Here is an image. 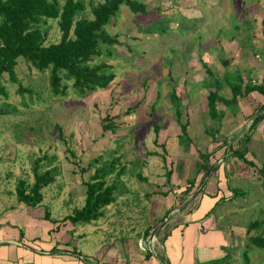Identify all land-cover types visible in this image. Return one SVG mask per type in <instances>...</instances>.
I'll list each match as a JSON object with an SVG mask.
<instances>
[{
	"label": "rangeland",
	"instance_id": "1",
	"mask_svg": "<svg viewBox=\"0 0 264 264\" xmlns=\"http://www.w3.org/2000/svg\"><path fill=\"white\" fill-rule=\"evenodd\" d=\"M81 1L86 6L82 16L94 19L93 6L105 0ZM137 1L146 6L147 12L136 13L123 5L117 20L107 28L118 43L104 46L111 54H103L92 62L97 65L104 61L112 66L116 78L109 89L84 97L75 92L73 81H64L69 85L66 95L56 96L50 86V71L41 72L24 58L18 60L16 67L24 93L8 74L3 80L6 95L0 98V110L8 109L10 113L0 115V219L6 218L5 212L11 208L27 207L19 202L17 184L19 180L34 184L36 165L40 173L56 169L54 182L42 190L43 203L35 208L44 222L46 208L53 220L73 216L83 208L86 183L95 171L114 159L120 160L117 171L106 178L107 185L118 186L115 202L105 208V215L92 224L93 228L82 224L76 226L79 229L76 233H70L72 246L91 258L103 252L101 243L106 248L122 245L126 256L145 254L150 246L151 253H161L158 242L151 245L145 234L152 229L151 236L168 215V222L174 218L177 212L168 213L171 207H179L186 200L191 206L198 202L199 182L210 172L207 170L203 176L204 171H199L204 162L199 152L209 155V167L219 166L223 155L238 148L243 137L250 134L248 128L264 105L257 98H249L250 95L239 98L232 106L220 103L210 126L207 96L214 79H222L227 70H232V76H227L231 81H236L239 75L247 82L258 71L253 83L264 82V49L255 43V31L264 29V0ZM41 29L47 32L46 45L60 42L62 33L57 20H49ZM231 40L234 43L223 48ZM247 54L257 58L255 64L251 62L253 70L239 67L248 66L242 60ZM224 85L222 94L231 98L229 86ZM174 90L177 94L173 99ZM177 98H180L178 108ZM250 105L253 114L248 110ZM241 109L246 113L245 120L240 119ZM107 115L115 118L116 123L109 131L103 130ZM228 117L233 118L234 127L230 126V130L222 128ZM179 122H190L187 137L182 136ZM154 123L159 125L158 134ZM207 126L219 131L216 139L207 133ZM235 126L243 127L237 131L247 130L235 135ZM253 133L247 147L248 158L255 166L226 157L231 167L226 168L227 173L238 168L231 185L240 188L243 194L234 200L237 206L232 208L239 211L234 220L239 253L246 249L249 224L264 218L261 215L264 176L259 172L264 164V119ZM223 147H227L225 154L219 152ZM122 167L125 170L118 177ZM170 170L173 174L168 180L166 172ZM196 176V187L185 195V188ZM193 192L197 196L191 197ZM165 229L162 227L156 238ZM261 232L259 229L253 233ZM79 234L87 236L79 238ZM70 235L63 234L60 239L67 240ZM249 257L250 264H264V250L253 247ZM234 261L240 264L241 254ZM222 264L232 262L227 258Z\"/></svg>",
	"mask_w": 264,
	"mask_h": 264
},
{
	"label": "trees",
	"instance_id": "2",
	"mask_svg": "<svg viewBox=\"0 0 264 264\" xmlns=\"http://www.w3.org/2000/svg\"><path fill=\"white\" fill-rule=\"evenodd\" d=\"M123 5L129 6L136 13L145 14L147 12L146 6L137 0H105L103 3L93 6L94 19H89L82 16L86 6L81 0H0V98L6 95L3 83L5 74H8L11 82L19 83V91L24 93L25 89L20 84L16 73L20 58H24L32 67L41 72L50 71V86L56 96L66 95L69 85L64 81H73L72 86L75 92L84 97L91 92L109 89L116 78L112 66L104 61L97 65H93L92 62L103 54H111V51L108 48L105 49L104 46H112L118 43L116 37L109 35L107 28L114 20H117ZM49 20L58 21L62 35L59 43L46 45L47 32H43L41 26L47 24ZM146 32L149 31L146 30ZM232 73V70H227L226 76L222 79H214V83L210 87L207 96V110L211 116V118L209 117L210 126H212V120H215L213 115L217 114L218 104L232 106L238 103L239 98L253 92L264 95L263 83L254 84L252 79L245 82L244 78L239 75H236V81H231L228 77H231ZM221 80H223V84H221ZM224 84L229 86L232 94L231 98H227L222 94V85ZM215 86L217 88L213 90ZM176 94L174 90L172 93L173 99L176 98ZM179 104L180 98H177V106L175 107L178 108ZM263 110L264 105L257 113ZM9 113L8 109L0 110V115H8ZM206 114L208 115V112ZM177 115L180 119L179 109ZM263 119L264 114L251 124L248 129L250 134L244 136L242 141L240 140L239 147L233 148L231 153L223 156L236 157L243 160L247 165L255 166L256 164L253 161L246 158L249 153L247 144L251 141L253 132ZM115 124V118L107 115L103 120V130L109 131L114 128ZM180 125L182 136L187 137L190 122L180 123ZM154 130L158 134L160 129L157 123H154ZM208 132L214 136V139L219 133L215 128L209 130L207 126ZM243 143L245 144L242 145ZM199 153V157L204 161L199 169V171H204L203 176L209 169L213 171L218 169V166L209 167L207 162L210 159L207 153ZM118 162H120L119 158L114 159L95 171L91 180L86 183L85 206L76 210L73 216H67L64 221H70L73 225L90 224L93 221L100 220L105 215V208L116 200L114 193L118 188L116 183L107 185L106 178L117 171ZM34 170V184L30 185L26 180H19L17 196L19 202L27 207L37 208L44 201L42 190L55 180L56 169L40 173L39 165H36ZM124 170L125 167H122L117 172V176L120 177ZM259 172L264 176V164ZM172 174L171 170L166 172L169 180ZM189 183L190 186L184 191L185 195H189L196 187L197 176ZM202 184H204L203 181ZM240 191V188H234L233 196L237 199L243 196ZM194 194L196 192L192 193V195ZM184 202L182 201L180 205ZM169 212L170 210H168ZM261 215H264V209L261 210ZM45 218L51 221V213L47 208ZM259 229H262L261 233H253ZM151 230L146 232L145 237L150 236ZM21 235L24 234L21 232ZM247 236L248 243L241 254L242 262L240 264L251 263L249 256L253 247L264 250V218H259L249 224Z\"/></svg>",
	"mask_w": 264,
	"mask_h": 264
},
{
	"label": "crops",
	"instance_id": "3",
	"mask_svg": "<svg viewBox=\"0 0 264 264\" xmlns=\"http://www.w3.org/2000/svg\"><path fill=\"white\" fill-rule=\"evenodd\" d=\"M255 34L257 35L255 36V43L263 45L262 48L264 49V29L263 31L256 30ZM259 35H262L263 39L259 38L257 40ZM232 43H234V40L224 44L223 48L226 49ZM259 57L261 58L263 56L259 55ZM262 59L263 61H261L264 62V58ZM242 60L248 66L241 65L239 67H248L253 70L254 68L251 62L255 64L257 58L247 54V56L244 55ZM257 76L258 71L251 76L254 83H256ZM261 83L264 84V82ZM248 97L257 98L260 102H264V95L259 92H253ZM249 108L250 114L255 113L252 111L251 105ZM255 108H257V105L254 106ZM241 114L240 119L245 120L244 116H246V113L243 109H241ZM228 123H230L229 126H227ZM232 123L233 118L228 117V120L224 122L222 128L224 129L226 127L230 130V126L231 128L233 126ZM241 129L243 127L235 126L233 133L238 135V132L241 133L247 130L237 131ZM226 148H221L219 152L222 151V154H225ZM246 158L252 161L248 158V154ZM236 159L238 161V158ZM209 161L208 165H210ZM236 162L234 164L237 167H241V164L237 165ZM219 166L218 170H216L218 173L211 172L213 170L209 169L208 172H210L207 179L204 181L206 176L204 179L202 177L201 182H199L200 185L204 181L196 198L198 202L191 206L189 204L191 202L186 200L179 207H171L170 212L174 210L177 213L172 220L167 221L168 223L166 222L163 226L166 227L164 233L161 232L158 238L152 237V235L149 236V243L154 244V242H158L160 250L162 251L161 253H151L149 251L152 249L150 246L145 254L139 252L136 256H126L123 252L122 245L119 246L120 248L117 246L106 248L101 243L103 252H100L97 258L93 256L91 258L80 252L77 247L74 248L71 244L73 238L70 233H76L79 230L76 226L82 224L73 225L70 221H64L67 216L62 220L51 219L53 223L45 218L43 219L44 222H42L40 216H37V209L33 207H18L7 210L5 212L7 217L0 219V264H222V261L227 258H229L232 264H235L233 263L235 262L234 259L243 252L242 250L239 253V250L236 248L238 237L237 225L234 224V220L239 211L238 209L232 211V208L237 206L234 203V200L237 198L233 196L235 186L231 185V181L234 182L236 178L235 173L238 168L232 171L230 170L227 173L226 168L231 169V167L228 165V161L226 162V157L224 156L219 160ZM182 191L180 190V192ZM168 193L170 192L168 191ZM192 196H197V193ZM222 205H225L224 208H221ZM47 209L49 210V208ZM219 210L220 212L217 215ZM222 210L224 211L221 212ZM229 211H231V215ZM5 221H8V223L2 224ZM98 221H93L87 225L92 226V224ZM228 221L230 225L227 224ZM71 224L73 225L71 227L72 229L68 230ZM21 232L24 235H21ZM63 234H69V239L61 240L60 238ZM93 234L97 236V233L93 232ZM86 236V234L78 235L79 238ZM153 239H158V241H153ZM30 242L36 246H31ZM144 249L146 250L145 247Z\"/></svg>",
	"mask_w": 264,
	"mask_h": 264
},
{
	"label": "water",
	"instance_id": "4",
	"mask_svg": "<svg viewBox=\"0 0 264 264\" xmlns=\"http://www.w3.org/2000/svg\"><path fill=\"white\" fill-rule=\"evenodd\" d=\"M264 114V110L253 120V121H255L258 117H260V116H262ZM208 177V176H207ZM207 177H205V179H204V181L207 179ZM204 181H203V183H204ZM169 216L170 215H168L167 216V218L163 221V223L159 226V227H157L154 231H153V233H152V237H156V235H157V233L161 230V228L166 224V222L168 221V219H169Z\"/></svg>",
	"mask_w": 264,
	"mask_h": 264
}]
</instances>
